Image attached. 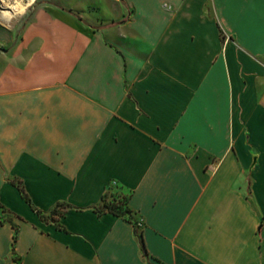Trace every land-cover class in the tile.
Returning a JSON list of instances; mask_svg holds the SVG:
<instances>
[{"label":"crops","instance_id":"crops-1","mask_svg":"<svg viewBox=\"0 0 264 264\" xmlns=\"http://www.w3.org/2000/svg\"><path fill=\"white\" fill-rule=\"evenodd\" d=\"M117 3L0 20V264H264V0Z\"/></svg>","mask_w":264,"mask_h":264},{"label":"rangeland","instance_id":"rangeland-1","mask_svg":"<svg viewBox=\"0 0 264 264\" xmlns=\"http://www.w3.org/2000/svg\"><path fill=\"white\" fill-rule=\"evenodd\" d=\"M25 1L27 0H21V2ZM41 2H47L58 7H62L65 11H68L75 16H79L82 23H86L91 26H98L100 24L109 23L110 21H116L121 17L119 16L120 14L118 10L121 9V12H123L121 5H119L118 8L117 0H33L20 15L12 18L11 21L5 24L12 27L13 25H15V21H17L19 17L23 18L25 16H29V14L34 11ZM1 9L3 8L0 5V11ZM1 21L5 22L3 20ZM114 32L116 35L120 33L118 31ZM112 193L114 195L113 198L117 201V203H122L123 205L124 201L121 193H119L118 190ZM108 198L110 199V196ZM6 220L9 221L8 215L0 210V223ZM17 262L18 261H16V264Z\"/></svg>","mask_w":264,"mask_h":264},{"label":"trees","instance_id":"trees-1","mask_svg":"<svg viewBox=\"0 0 264 264\" xmlns=\"http://www.w3.org/2000/svg\"><path fill=\"white\" fill-rule=\"evenodd\" d=\"M16 186L18 187V189L20 190V192L22 193L23 197L28 200V198L26 197V194L24 193V191L22 190V187L20 184L16 183ZM124 204L122 205V203L118 204L117 201L113 198V193H105L102 196V201L101 204L98 206L94 207V210L97 213H101L102 211H107L110 212L114 215L117 216H122L125 219H127L128 221H130L132 223L133 226V232L134 234L138 237V239L141 241V233H140V225L138 224L139 222H137L134 218V212L129 208V206L127 205V195L126 194H121ZM110 196V199L108 198ZM59 207H63L62 203H58L56 204L47 215L42 214L39 210H36L38 216L41 219H47L48 217H52L53 215L58 214V208ZM11 223V222H10ZM11 227L13 228V230L15 231L16 229H14V225L11 223ZM12 239H15V235H12Z\"/></svg>","mask_w":264,"mask_h":264},{"label":"bare ground","instance_id":"bare-ground-1","mask_svg":"<svg viewBox=\"0 0 264 264\" xmlns=\"http://www.w3.org/2000/svg\"><path fill=\"white\" fill-rule=\"evenodd\" d=\"M32 1L33 0H27L25 2H21V0H0V5L3 8L0 11V19L5 22L11 21L12 18L20 15Z\"/></svg>","mask_w":264,"mask_h":264}]
</instances>
